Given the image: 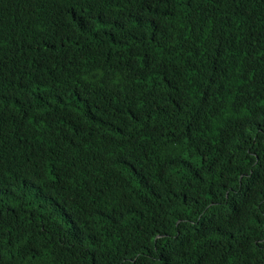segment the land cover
Segmentation results:
<instances>
[{
    "label": "trees",
    "instance_id": "obj_1",
    "mask_svg": "<svg viewBox=\"0 0 264 264\" xmlns=\"http://www.w3.org/2000/svg\"><path fill=\"white\" fill-rule=\"evenodd\" d=\"M3 138L8 264H264V0H0Z\"/></svg>",
    "mask_w": 264,
    "mask_h": 264
},
{
    "label": "clouds",
    "instance_id": "obj_2",
    "mask_svg": "<svg viewBox=\"0 0 264 264\" xmlns=\"http://www.w3.org/2000/svg\"><path fill=\"white\" fill-rule=\"evenodd\" d=\"M6 139H7V142H9V138H8V135L6 134ZM5 141V138H3L1 141H0V145H2ZM0 264H8V259L4 256H0Z\"/></svg>",
    "mask_w": 264,
    "mask_h": 264
}]
</instances>
